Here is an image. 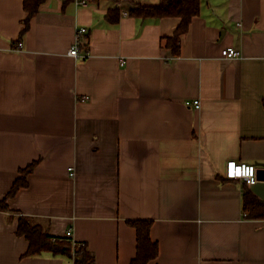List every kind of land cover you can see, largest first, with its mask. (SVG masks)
<instances>
[{"label":"crops","instance_id":"1","mask_svg":"<svg viewBox=\"0 0 264 264\" xmlns=\"http://www.w3.org/2000/svg\"><path fill=\"white\" fill-rule=\"evenodd\" d=\"M159 1L47 0L21 39L24 0H0V199L38 161L0 212V264H74L25 257L21 216L72 230L96 264H131L134 220L153 221L150 264H264V220L243 209L264 180L225 176L230 161L264 169V0H202L178 55L165 39L181 19L129 14Z\"/></svg>","mask_w":264,"mask_h":264},{"label":"trees","instance_id":"2","mask_svg":"<svg viewBox=\"0 0 264 264\" xmlns=\"http://www.w3.org/2000/svg\"><path fill=\"white\" fill-rule=\"evenodd\" d=\"M70 1V0H67ZM123 0H113L116 4ZM129 1V0H125ZM47 0H24L25 18L22 22L21 39L29 32L32 19L40 12ZM202 0H160L156 5H138L130 11V15L139 19H181L175 34L166 38V46L179 54L181 37L188 33L194 18L201 13ZM120 8L109 11L107 20L112 24H118ZM38 161L20 170L21 176L15 181L10 191L0 199V212L14 213L9 205V200L18 192L29 186L28 177L33 173ZM243 209L245 217L252 220H264V200H260L248 188H245ZM137 231V254L131 264H150L160 254L159 244L153 241L151 230L153 221L134 220L128 222ZM17 235L25 237L29 242V248L25 257H36L43 254H51L54 257H67L74 264H96L95 253L87 244L77 245L68 238H54L49 234L48 228L37 220L21 216L19 219Z\"/></svg>","mask_w":264,"mask_h":264},{"label":"built area","instance_id":"3","mask_svg":"<svg viewBox=\"0 0 264 264\" xmlns=\"http://www.w3.org/2000/svg\"><path fill=\"white\" fill-rule=\"evenodd\" d=\"M82 4L86 5L87 3L83 1ZM123 14L128 15V12L123 11ZM86 33H87L86 28H79L77 30L76 41L74 45L72 46V48L70 49V53H69L71 57H76V58L81 57V50H82L81 39H82V36L85 35ZM23 47H24V44L20 42L18 46L15 47L13 50L16 52H21L23 50ZM87 55H88V52L84 54V57H86ZM223 56L229 59L239 58L241 57V52L234 48H228L223 51ZM123 64H125V61L123 62ZM194 105L198 109H200L201 107L200 101H197V100L194 101ZM69 170L71 171V175L74 176L75 175V173L73 172L74 169L69 168ZM225 176L229 180H242L248 186H253L258 181L256 166L251 165V164L241 163L238 161L228 162ZM68 236L72 237V230L68 231ZM74 243L76 242L74 241Z\"/></svg>","mask_w":264,"mask_h":264},{"label":"water","instance_id":"4","mask_svg":"<svg viewBox=\"0 0 264 264\" xmlns=\"http://www.w3.org/2000/svg\"><path fill=\"white\" fill-rule=\"evenodd\" d=\"M257 165H259V166L264 168V164H257ZM261 173H264V169H258L257 170L258 179L259 180H264V177L261 176Z\"/></svg>","mask_w":264,"mask_h":264},{"label":"bare ground","instance_id":"5","mask_svg":"<svg viewBox=\"0 0 264 264\" xmlns=\"http://www.w3.org/2000/svg\"><path fill=\"white\" fill-rule=\"evenodd\" d=\"M19 43H20V42H19ZM19 43H18V44H19ZM17 46H18V45H17ZM234 49H235V48H234ZM238 51H239V50H238ZM69 53H70V51H69ZM226 58H227V57H226ZM227 59H228V58H227ZM84 99H85V98H84ZM85 100H86V99H85ZM196 109H198V108L196 107ZM254 166H255V165H254ZM70 168H73V167H70ZM73 169H74V168H73ZM256 169H257V167H256ZM69 171H70V170H69ZM73 172H74V171H73ZM70 173H71V171H70ZM257 178H258V175H257ZM228 180H229V179H228ZM257 182H258V181H257ZM257 182H256L255 184H257ZM244 183H245V182H244ZM245 184H246V183H245ZM255 184H254V185H255ZM246 185H247V184H246ZM254 185H253V186H254ZM67 238H68V239H71V237L68 236V233H67ZM75 244H77V245H83V243H78V242H76Z\"/></svg>","mask_w":264,"mask_h":264}]
</instances>
